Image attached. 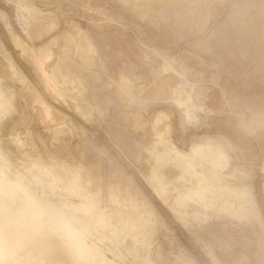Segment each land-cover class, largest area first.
<instances>
[{
  "label": "rangeland",
  "instance_id": "rangeland-1",
  "mask_svg": "<svg viewBox=\"0 0 264 264\" xmlns=\"http://www.w3.org/2000/svg\"><path fill=\"white\" fill-rule=\"evenodd\" d=\"M20 1L0 0V150L13 172L35 179L36 193L51 207L88 220L90 227L97 224L136 264H191L189 255L197 264H264V229L252 214L240 221L213 209L199 220L190 214L184 223L150 185L147 174L154 158L145 148L155 130L185 150L203 133L235 134L230 123L240 120L226 113L211 116L203 126L200 121L187 124L170 98L176 90L184 97V87L193 91L199 105L210 103L206 95L221 105L219 79L240 103L264 102V0ZM19 2L50 11L57 28L29 39L18 20ZM7 22L27 43L52 49L63 70L80 78L84 94L74 95L68 85L65 104L47 91L36 66L15 45ZM77 27L88 33L94 53L77 52L72 35L64 34H75ZM155 50L175 59L198 84L168 78L174 73L168 66L164 71L163 57ZM122 75L132 84L121 81ZM131 87L139 100L131 97ZM70 95L83 102L85 113L74 109ZM42 100L65 114L64 133L54 130L58 120L42 116ZM161 113L169 120L155 125ZM206 114L199 116L204 120ZM257 134L263 135L237 141L232 183L249 185L247 200L264 221V130L257 128ZM18 135L25 145L14 140ZM172 165L165 174L173 178L177 170Z\"/></svg>",
  "mask_w": 264,
  "mask_h": 264
},
{
  "label": "bare ground",
  "instance_id": "bare-ground-1",
  "mask_svg": "<svg viewBox=\"0 0 264 264\" xmlns=\"http://www.w3.org/2000/svg\"><path fill=\"white\" fill-rule=\"evenodd\" d=\"M20 2L18 20L29 39L33 41L36 40L35 38H43V35L54 29L56 23L54 18L51 19L50 11L43 12L33 3L20 4ZM6 24L17 48L22 49V54L36 66L37 71H35L39 72V77L43 80L47 91L64 99L65 102L68 85L71 86L72 91H76L74 95L85 92L86 88L80 78H74L73 74L65 73L59 60H54L55 53L52 49L44 45L27 43L21 35L16 33L9 22ZM46 26L47 31L42 33L41 27L46 28ZM79 33L78 36L72 35L71 37L77 52L94 53L96 48L88 35L80 30ZM8 62L11 68L18 73L14 60L8 58ZM74 95H70L76 102L74 109L77 108L85 113L84 106L80 104L82 101H76L77 97ZM2 99L3 94L0 90V104L3 106ZM184 104L196 107L199 111L206 110L195 105L191 97H188ZM41 108L42 116L46 119L55 122L58 120V125L54 130L61 133V130L66 127L65 114L54 110L45 100H42ZM234 116L245 127L251 126L253 121L259 122L260 118L264 120V117L260 115L250 116L251 122L243 113H235ZM165 119L169 120L168 115L158 114L155 117V125L161 124ZM165 128L161 129L165 130ZM152 136L150 133L149 141L151 138L152 141L145 145L146 150L154 158L147 178L156 194L170 210L182 219L191 207L195 209L196 214H201L205 218L209 217V211L213 209L222 210L224 214L240 221L252 214L264 226L261 213L256 206H253L252 201L247 200L246 186L232 183V178L238 168L231 165V158L224 144L209 139L206 142L193 143L195 145L192 146L191 151L184 152L169 142L162 130H155ZM14 140L19 145H25L26 139L24 140L21 135L15 136ZM171 164L179 171L174 180L169 179L165 174V170ZM34 180L21 171L13 172L8 157L0 150V264H136L125 253V255L122 253L119 244L110 235L96 227V223H90L92 226L96 224L95 227H90L88 220L83 223L81 218L73 216L74 213L70 215L62 208L51 207L48 204L49 200L36 193L38 183ZM74 221L78 225H75ZM208 251L212 259L216 263L219 262L214 251L211 248ZM107 253L112 254L115 259L109 258ZM188 259L191 264H196L191 255Z\"/></svg>",
  "mask_w": 264,
  "mask_h": 264
},
{
  "label": "crops",
  "instance_id": "crops-1",
  "mask_svg": "<svg viewBox=\"0 0 264 264\" xmlns=\"http://www.w3.org/2000/svg\"><path fill=\"white\" fill-rule=\"evenodd\" d=\"M193 1L197 3L200 0H193ZM221 1H224V0H221ZM235 4H238V6H235L236 8H243V7H241V4H239V3H235ZM244 10H247V7ZM239 11L241 12V10H239ZM2 14H3V16L5 15L4 13H2ZM50 17L53 20V17L52 16H50ZM54 21H55V19H54ZM55 23H56V21H55ZM20 25H21V23H20ZM56 27H57V23H56V26L54 27V29ZM41 28L42 29H40V28H38V29H40L42 31V33H44V32L47 31L48 27L46 26V28L45 27H41ZM77 28L78 29H77V32L75 34H73L71 32H65L64 34H71L73 36H76V35L80 34L79 30L82 33L85 32L82 28H79V27H77ZM199 28L203 29V26L201 25ZM85 34H88V33L85 32ZM71 41H72V43H73V45L75 47L74 40L71 39ZM201 42L202 41H199V43H201ZM75 49H76V47H75ZM156 53H158L159 55H161V57H163L164 71H165V69L168 66L169 67V71H173V73H174V74H172L170 72L169 73L170 76L168 78L176 77V82L175 83H179V84H181V83L198 84V82H196V81L193 82V81L190 80L189 76L187 75V71H186V69L184 67H182L181 65L180 66L175 65V59H172V57H168L165 54L162 55L161 53H159L157 51H156ZM67 72L72 74V71H66L65 73H67ZM73 77L75 78L76 76L73 75ZM121 81L130 82L132 84V81L125 75L124 76L122 75ZM216 86L219 89L221 105L216 104L213 101L214 99L211 100L212 96L209 97V95H206V98L210 100V103L208 105H206V106L205 105H199L196 102V100H195L196 95H194V92L193 91H188L186 87H184V90H183V92H185V97L181 95V93H182L181 90H178V91L176 90L175 94H173V96H170V98L174 99V101L176 102L178 108L182 109L183 114L186 116V119H188V121H189L187 124L196 126V123H197L196 121H200L202 123V126H203V125L207 124V120L211 116H215L217 114H223V113H226L229 116H231V118L229 117L230 120L231 119H235L234 118V114L235 113H243V114H245L247 116L248 120H249V117L252 116V115H260V116L264 117V102L254 101L252 103H244V104H242L232 94L231 89L228 86H226L225 84H222L219 81V79H218V81H216ZM130 91H131V97L132 98H134L135 100H139L140 99V96H138L137 94H133L132 87L130 88ZM188 97H191V99L193 100L195 105L203 107L206 110L203 112V111H199L196 107L189 106V105L186 106L184 103H185V100ZM201 112L203 114L204 113H209V114H206V116H205L206 119H204V120L201 119V117L199 116V113H201ZM230 125H232L235 128V134H234L235 136L229 134L228 132H223V131H219L217 133H203L197 139L191 141V143L189 144V148L187 150L182 149L181 147H179L172 139H169V142L173 143L174 145H176V147H178L180 150H182L184 152H190L191 149H192V146H194L195 144L200 143V142H206V140H209V139H213L215 141L221 142L222 144H224L227 147L229 155H230V158H231V161H232V159H233V151L236 148H238V145H237V141L238 140L244 139L245 142H246L249 139V137H256L257 135L258 136H262L263 135V134H257V128H260V129L264 130V120H262V118H260L259 122H254L253 121V124L251 126H247V127L241 125V123H238L237 120H236L235 124L230 123ZM193 143H195V144H193ZM170 168H172V167L170 166ZM178 173H179V171L177 170L176 176L178 175ZM175 177L172 178V177L168 176L169 179H173V180H174ZM235 185H239V186H243L244 185V186H248L249 187V185H247V184L241 185V184H237L236 183ZM193 209L194 208L191 207L188 210L189 212H188L187 215L184 216V219L180 218L181 216H179L178 214H176V215L184 223L187 222V216L190 215V214L193 215L194 219H196V220H199L201 217H205V216H202L201 214H196L195 213V209L194 210ZM215 212L216 211H212L211 212V216L217 215ZM199 215H201V216L198 218ZM259 224L264 229V227L262 226V224L260 222H259ZM185 251L188 254H190L187 250H185ZM196 264H197V262H196Z\"/></svg>",
  "mask_w": 264,
  "mask_h": 264
}]
</instances>
